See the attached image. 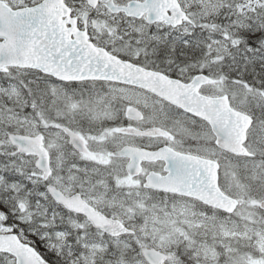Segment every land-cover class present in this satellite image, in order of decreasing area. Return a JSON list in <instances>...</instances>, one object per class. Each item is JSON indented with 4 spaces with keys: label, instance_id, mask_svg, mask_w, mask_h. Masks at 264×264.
<instances>
[{
    "label": "snow or ice",
    "instance_id": "1",
    "mask_svg": "<svg viewBox=\"0 0 264 264\" xmlns=\"http://www.w3.org/2000/svg\"><path fill=\"white\" fill-rule=\"evenodd\" d=\"M0 264H264V0H0Z\"/></svg>",
    "mask_w": 264,
    "mask_h": 264
}]
</instances>
